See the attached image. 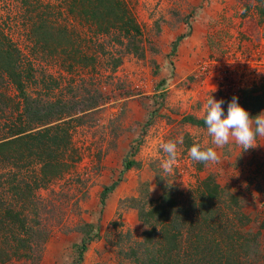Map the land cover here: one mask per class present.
Returning a JSON list of instances; mask_svg holds the SVG:
<instances>
[{
	"label": "rangeland",
	"instance_id": "1",
	"mask_svg": "<svg viewBox=\"0 0 264 264\" xmlns=\"http://www.w3.org/2000/svg\"><path fill=\"white\" fill-rule=\"evenodd\" d=\"M71 4L72 0H0V29L20 51L30 99L71 103L76 113L67 153L71 167L37 190L36 206L25 204L48 237L44 249L7 264H73L87 232L95 238L81 264H133L123 253L143 239L145 228L130 200L158 199L166 184L185 195L210 174L240 199L247 217L243 228L260 234L248 264H264V137H257L256 147L246 151L230 140L216 149L220 162L205 166L194 162L188 151L193 143L215 146L206 127L185 121L188 116L204 119V105L211 96L225 101L226 117L231 99L242 96L240 84L249 89L264 83V23L255 1L128 0L143 31L144 57L127 53L126 45L112 36L95 35L94 27L72 12ZM43 23L52 34L47 43L37 42ZM64 32L67 37L62 38ZM187 33L190 36L173 49L177 38ZM73 51L93 55L94 60L72 68ZM225 66L234 84L229 93L214 83L213 76L203 75L204 67L214 72ZM23 104L15 86L0 79V139L11 136ZM89 104L96 108L80 113ZM181 138L177 164L165 176L160 165L166 154L160 145ZM126 160L140 166L125 170ZM39 169L35 165L22 174L31 180ZM113 183L116 188L102 204L104 188ZM233 219L229 215L223 221Z\"/></svg>",
	"mask_w": 264,
	"mask_h": 264
},
{
	"label": "trees",
	"instance_id": "2",
	"mask_svg": "<svg viewBox=\"0 0 264 264\" xmlns=\"http://www.w3.org/2000/svg\"><path fill=\"white\" fill-rule=\"evenodd\" d=\"M254 1L260 23H264V0ZM71 10L94 27L95 35L112 36L117 43L126 45L127 53L145 56L140 45L142 28L124 0H72ZM37 32V42L47 43L52 39L44 23ZM61 36L67 37L66 32ZM189 36L187 33L178 37L173 49ZM72 55L76 56L71 62L72 68L86 66L84 60H94L88 53L73 51ZM19 59L20 51L0 29V79L10 81L24 100L18 124L11 127V136L0 139V167L4 168L0 169V264L14 258H30L32 253L43 251L48 237L36 213L25 204L36 206L37 190L61 178L71 167L67 153L71 145L70 127L76 114L71 103L30 99L25 91V70ZM121 61L117 59L115 67ZM262 85L244 90L239 98V104L253 118L264 112ZM95 108L96 105L89 104L80 113ZM185 121L206 127L204 119L188 116ZM35 165L39 171L27 180L23 171L29 173ZM139 166L134 160L125 161V170ZM116 185L104 188L102 204ZM176 189L166 184L158 199L139 196L130 200L145 230L143 239L123 253L126 258L133 264H248L255 255V247L259 246L260 234L243 228L247 217L241 212L240 199L227 193L212 174L198 181L188 194H180ZM7 193L12 197L8 199ZM229 215L234 219L226 224L223 220ZM94 238L85 233L78 246L79 260L73 264L82 263L83 254Z\"/></svg>",
	"mask_w": 264,
	"mask_h": 264
},
{
	"label": "clouds",
	"instance_id": "3",
	"mask_svg": "<svg viewBox=\"0 0 264 264\" xmlns=\"http://www.w3.org/2000/svg\"><path fill=\"white\" fill-rule=\"evenodd\" d=\"M223 99L217 101L211 96L204 105V123L207 135L211 138V144L215 147H205L201 143H193L188 151V156L197 163L205 166L218 164L220 157L217 148H223L234 140L244 151L256 147L257 137H264V112L256 117H251L250 113L239 104V97L234 96L228 103L227 116L222 105ZM180 140H169L160 145L165 159L161 162V169L165 176L173 173L177 164L178 144Z\"/></svg>",
	"mask_w": 264,
	"mask_h": 264
},
{
	"label": "built area",
	"instance_id": "4",
	"mask_svg": "<svg viewBox=\"0 0 264 264\" xmlns=\"http://www.w3.org/2000/svg\"><path fill=\"white\" fill-rule=\"evenodd\" d=\"M126 3H128V0H126ZM218 62H221V61H217ZM216 63V62H215ZM203 75L205 76H213V81L214 83L216 84H219V85H222L223 88H226L228 91L226 90H222V91H226L227 93L231 92V88L234 87V84H230L231 83V80H230V77H231V71L229 70V68L227 69L226 66L224 68L221 69V71L219 70H215L214 72H210L207 67H204L203 68ZM242 85L240 88L243 89V90H246V84L245 83H242L240 84ZM239 86V85H238ZM232 93H235V91H233Z\"/></svg>",
	"mask_w": 264,
	"mask_h": 264
}]
</instances>
